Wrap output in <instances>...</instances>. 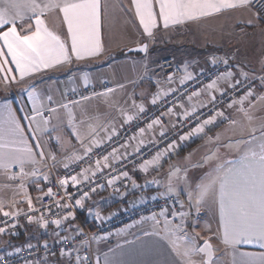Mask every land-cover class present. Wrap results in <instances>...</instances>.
<instances>
[{
  "label": "snow or ice",
  "instance_id": "1",
  "mask_svg": "<svg viewBox=\"0 0 264 264\" xmlns=\"http://www.w3.org/2000/svg\"><path fill=\"white\" fill-rule=\"evenodd\" d=\"M252 2L253 0H131V5L143 33L152 38L154 29L161 24L164 29H168L188 21L244 8ZM105 10L103 0H0V83L7 88L13 83H22L54 68L70 65L73 61L100 55L103 50L101 28ZM49 13H56L62 18L63 25L66 26L64 36L47 26L45 17ZM137 51L147 53L148 45H142ZM219 62L225 66L229 64L226 58L219 61L216 57L211 58L213 66ZM144 68L147 71L146 64ZM184 72L185 75L179 80L180 87H168L165 90L160 88L159 81L156 82L158 90L152 95L150 103L153 106L162 104L165 110L148 120L146 126H137L136 132L123 143L111 147L110 151L105 149V144L118 137L119 132L115 127L111 131L105 129L106 136L99 138L97 130L90 127L82 133L75 126L71 108L79 101L56 104L52 95L42 96L33 82L21 90L26 96L29 106L27 109L24 105L14 106L8 99L0 102V175L8 180L18 181L16 194L21 196V199H13L7 205L0 200V215L3 217L0 219V236L17 235L15 229L20 226L19 217L23 215L29 224L35 223L41 229L55 226L57 231L54 234L60 237V242L71 243L74 237H61L59 230L66 222L75 219L74 208H84L91 194L104 190L105 187L119 192L117 185L124 183L126 187L128 181H131L133 188L141 187L129 171L124 170L127 164L132 163L134 170L143 173H148L149 169L158 170L161 161L169 158L179 147L177 140L171 139L163 149L155 151L150 159H142L140 156L142 149H147L149 144L158 145L157 136L168 140L165 117L176 118V124L171 125L173 129L177 124L183 127L185 123L195 122L189 132L179 135V141H185L190 136L205 133V129L220 118L229 120L233 125L237 123L219 107L224 104L225 99L226 107L236 108L250 124L253 117L249 114V109L258 102L264 104V95L256 94L253 82L258 80L260 87L264 88V75L253 77V81H249L248 74L240 70L242 80L236 72L226 67L225 71L219 72L209 82L188 92L187 89L181 90L183 86L199 81L196 74L188 72L187 67ZM199 75H203V70ZM166 82L168 85L174 83L172 73L167 75ZM83 83L85 87L89 85L88 75L83 76ZM222 84L226 86L221 87ZM118 87L123 88L124 85ZM115 90L106 88L103 92L92 95L108 97ZM180 96H184L187 106ZM169 97H172L171 101ZM90 98L81 96L80 100ZM61 108L67 113V127L79 149L61 135H51L57 131V127L52 126V120L58 119L57 112ZM132 108L135 109L134 112L120 109L123 124L139 120L147 111L145 105L137 104L135 99L132 100ZM176 108L181 111L177 112ZM204 110L210 114H206ZM148 134L152 138L146 142L144 137ZM46 136L54 139L64 149L60 159H57L56 152L45 151L42 138ZM213 140L218 141L219 136L209 137L210 143ZM224 147L234 149L238 155L233 159H222L217 148L195 165L198 168L209 166L202 175L190 179L187 168L171 165L166 184L157 179L147 183L165 187L162 195L165 198L175 197V202L181 209L184 208V202L178 199L180 195L186 197L189 209L196 207L197 212L209 197L216 198L222 229L221 242L225 246L222 255L230 256V264H264V123L258 127L251 126L246 138L230 142ZM101 149H104L102 155L97 151ZM137 160H141L138 165ZM82 164L85 166L80 167ZM57 166L68 173L63 177H56L57 188L62 191V195L61 191L52 187H48L46 191L41 187V182H52L51 170ZM76 167H79V171L74 170ZM100 175L107 177L105 183L98 182ZM29 183L35 184L36 190L43 193L36 198L40 202L39 207L34 204L28 191ZM69 186L76 190L75 193L68 191ZM45 198L51 203L45 205ZM22 203L27 205L26 210L17 207ZM54 208L56 212L53 211ZM51 215H58V218L48 219ZM189 215L188 211H173L169 215L165 207L158 213L142 216L139 221L120 229L117 235L128 228H135L137 224L149 221L152 223L151 230H143L142 233L148 239H141L137 235L136 239L140 244L132 251L117 244L106 252L97 250L92 258L87 254L82 255L77 248H61L60 255L67 256L69 264H101V257L103 264H220V257L216 255L217 250L213 248L210 239L197 245L195 238L186 231ZM96 217L105 219L99 212H96ZM177 218L179 223H176ZM65 230L83 235L82 230L71 225ZM110 235L111 233L93 236L91 240L97 243L107 241ZM126 243L134 244L132 241ZM245 246L258 250H248ZM37 247L39 245L29 243L26 246H15L12 251H3L0 253V264H11L10 257L18 256L25 248L31 254ZM42 247L47 250L49 245L45 242ZM197 256L200 257L199 260L195 259ZM25 264L36 262L27 260Z\"/></svg>",
  "mask_w": 264,
  "mask_h": 264
},
{
  "label": "crops",
  "instance_id": "2",
  "mask_svg": "<svg viewBox=\"0 0 264 264\" xmlns=\"http://www.w3.org/2000/svg\"><path fill=\"white\" fill-rule=\"evenodd\" d=\"M106 7L102 16V42L103 50L100 55L85 59L83 61H73L70 65H64L54 68L43 74L27 79L22 83H13L7 88L0 83V102L4 99L11 101L14 106L22 105L27 107L26 96L21 91L29 83H36L37 90L42 96L52 95L56 104L68 102L65 98L67 91L74 88L84 86L83 76L90 77L89 84L100 85L107 81L111 84V88H115V92L108 97L90 95L88 100H77L79 103L72 105V112L75 117V126L82 133L86 132L90 127L97 130L99 138L106 136L105 129L111 131L113 127L117 130L123 124V117L120 109L126 112H134L132 108V100L135 99L137 104L143 103L145 106L150 103L152 95L158 90L156 82H160L161 89L175 87L180 77L174 76V83L168 85L167 75L169 72L162 66V61L166 57H172L176 64L184 70L187 67L188 72L198 74L206 69L211 58H226L234 65V72L243 70L248 74V79L264 75V16H261L253 2L244 8L226 11L211 17L202 18L197 21H188L184 24L170 26L164 29L162 24L154 29L152 38L143 33V29L139 25L138 19L135 17L131 0H103ZM45 21L50 30L64 36L66 34V26L63 25L62 18L56 13H49L45 17ZM252 23L249 24L248 22ZM190 32L193 37L203 35L207 39L206 46H197L194 44H181L183 33ZM147 42L148 51L143 52H127L129 47ZM194 46H197L194 48ZM212 51L214 53H212ZM147 65V71L144 65ZM237 66H239L237 68ZM118 85H124L123 88ZM255 91L257 95H264V88L260 87L259 81L255 80ZM226 85H221L225 87ZM100 91L98 93H101ZM206 99V97H202ZM186 106L187 102L184 100ZM247 107V102L245 104ZM177 112L181 109L176 108ZM226 116L231 120H235V125L229 120L220 118L215 124L209 125L205 129V133L190 136L185 141L177 140L179 147L169 158L161 161L158 170L149 169L148 173L134 170L133 165H129L127 171L141 187L133 188L131 181L127 182V186L122 187L119 192H112L111 188L105 187L91 194V198L84 204V208H80L82 218L97 224L104 219H97L96 212H99L105 219L122 213L132 205L153 197L156 194L164 193L165 187H157L155 184H149L147 181L157 179L164 184L167 182V173L171 165H177L181 168L188 169L189 178L202 175L207 169L195 167L202 162V158L212 151L219 148V156L222 159H233L238 153L234 149L224 147V145L235 140L246 138L251 126H259L264 123V104L257 103L255 107L249 109V114L253 117L251 124L249 121L236 110V108H225ZM20 115H23L21 113ZM58 119L52 120V126L57 127V131L51 135H61L64 140L71 141V144L79 149L75 138L70 135V129L67 127V113L64 109L57 112ZM165 125L168 133L174 129L171 125L176 124L175 117H165ZM177 127V126H176ZM158 131V129H157ZM219 136V140L209 142V137L215 138ZM151 134L144 137L148 142ZM157 141L160 140L157 136ZM42 143L45 145V151H53L60 159L64 154V149L57 145L54 139L43 137ZM131 151V149H129ZM50 163V161H49ZM64 169L57 166L51 170V178L55 174H59ZM18 181L8 180L4 175H0V200L6 205L13 199H21L16 194V185ZM8 185V187H5ZM43 188V182H41ZM73 188L69 186L68 190ZM28 191L33 198L34 204L38 205L37 197L43 193L36 190L35 184H28ZM45 191V190H44ZM184 202L182 211L190 212L187 217L186 231L195 238L197 245H201L205 239H210L213 248L216 249V255L220 257V264H230V256L222 255L225 252V246L221 242V225L219 205L214 197H209L206 202L199 207L189 209L188 201L184 195H180ZM21 209L27 208L26 204H18ZM0 215V219H2ZM176 223H179L177 218ZM78 220L74 219L66 222L59 230L60 236L73 237L74 232L66 231L71 225L78 228ZM152 223L144 222L137 224L135 228H128L120 235L108 236L107 241L99 243L90 241L81 243L75 248L79 249L83 254L86 249L92 256L100 252H106L109 248H115L117 244L123 245L125 249L132 251L139 247L140 241L136 236L143 237V230H151ZM57 231L55 226L50 225L46 230L41 229L37 224H29L27 220L21 221L20 231L17 235L0 236V253L3 251H12L15 246H25L29 243H40L43 240H49L56 243L60 237L54 233ZM155 239V237L153 238ZM132 241L134 244L129 245L126 242ZM248 250H258L251 246H245ZM195 259L199 260L197 256ZM74 260V257H73ZM39 264H69L67 256H50L46 257ZM103 264V257H101Z\"/></svg>",
  "mask_w": 264,
  "mask_h": 264
},
{
  "label": "built area",
  "instance_id": "3",
  "mask_svg": "<svg viewBox=\"0 0 264 264\" xmlns=\"http://www.w3.org/2000/svg\"><path fill=\"white\" fill-rule=\"evenodd\" d=\"M253 6L256 8V10L259 12L261 16H264V0H253ZM218 61L221 60L222 58H217ZM162 66L165 70H167L169 73H172L176 77H183L185 75L184 70L182 67H180L178 64L175 63L174 59L172 57H166L162 61ZM227 68H231L234 70V65L232 62L229 61V64L225 66L222 62L217 63V65L213 66L212 63L210 62L209 66L203 70V75H199L201 71L196 74L198 77L199 82H189V84L184 85L183 88L181 89H187L188 92L194 91L196 88H199L202 86V84L209 82L211 79L215 78V76L222 71H225ZM249 81H253V78H250ZM106 83H101L100 85H95V84H89L87 87L81 86L78 88H74L75 91L70 90L66 92L65 98L67 101L71 100H80L81 96H90L93 93H98L100 91H104L106 88H111V84L107 81H104ZM255 83V81H253ZM175 87H180L179 83ZM242 94V92H241ZM181 101H184V96L179 97ZM169 101H171L172 97L168 98ZM219 99V96H218ZM227 104V99H225L224 104L219 105V107L224 110ZM168 106H171L170 104ZM146 107V113L139 119V120H134L132 121L131 124H125L121 126L117 131L119 132L118 137H114L112 142L106 143L105 144V149L107 151L111 150V147L116 146V144L123 143L124 140H126L132 133L136 132L137 126L144 127L146 126V123L150 119H154L155 116L159 115L161 111L165 110V106L162 104H157L156 106H153L151 103L145 106ZM206 114L208 113L207 110H204ZM195 126V122L191 124L185 123L183 127H181L179 124H177V127L170 133H168V140L160 139L158 140V145L154 146L152 144H149V147L147 149H142L140 156L142 159H150L151 155L155 153V151L159 149H163L166 145L167 142H169L171 139L178 140L179 135H183L186 132H189L192 127ZM98 154H103L104 149L97 150ZM141 162V160H137L136 164L138 165ZM129 165H133L132 163H128L126 168L124 170H128ZM85 165H80V167H83ZM75 171H79V167L74 168ZM15 171V169H14ZM68 173L63 170L59 174H55L51 180L52 182L50 184H44L43 183V189L46 191L48 187H52L54 190L61 191L57 188V183H56V177H63ZM107 177L104 175L99 176V181L100 183H105ZM124 186V183H120L117 185V187L122 189ZM86 190V189H85ZM69 192L75 193V189L73 188L72 190H68ZM111 191L116 193L111 188ZM61 191V195H62ZM78 198V197H77ZM180 201H183L182 198L178 197ZM176 198L175 197H170V198H165L162 193L156 194L153 197L146 198L145 200L138 202L122 213H118L116 215L110 216L103 221L97 223V224H92L91 222H88L87 220L82 218V215L80 213V208H74L73 211L75 212V219L78 220V229L82 230L83 235H76L74 234V239L71 243H61L60 240L56 243H53L49 240H43L40 243H34L33 245H39V247L34 248L31 252L25 250L21 251V253L18 256H12L10 257V262L11 264H25V261L27 260H32L35 261L36 264L41 263L46 257L50 256H61L60 255V249L61 248H75L77 245L81 243H86L90 242L91 237L93 236H102L111 233L110 236L117 234V232L120 229H125L127 225L132 224L134 221H139L142 216H149L152 213H158L162 208L167 207L168 209V214L171 215L173 211L180 212L182 211L180 205L175 202ZM43 203L45 205L51 203L50 200L47 198L44 199ZM40 204V203H39ZM39 204L36 205L39 207ZM54 212L57 210L54 208ZM48 219H56L58 218V215H51L47 217ZM3 219V218H2ZM26 220L23 215L19 217V225L21 226V221ZM20 226L15 229L16 233L20 231ZM47 242L49 245V248L45 250L42 245ZM26 246V245H25ZM89 255L90 258L93 256L85 251L82 255Z\"/></svg>",
  "mask_w": 264,
  "mask_h": 264
},
{
  "label": "rangeland",
  "instance_id": "4",
  "mask_svg": "<svg viewBox=\"0 0 264 264\" xmlns=\"http://www.w3.org/2000/svg\"><path fill=\"white\" fill-rule=\"evenodd\" d=\"M183 34H184L183 38L180 42L181 44H194V45L202 46V47L206 46V44H207V39L203 35H198V36L196 35V37H193L189 31L186 33L184 32ZM194 45H193V47L194 48L196 47V49L199 50V48H197V46H194ZM212 53H214V52L212 51Z\"/></svg>",
  "mask_w": 264,
  "mask_h": 264
},
{
  "label": "water",
  "instance_id": "5",
  "mask_svg": "<svg viewBox=\"0 0 264 264\" xmlns=\"http://www.w3.org/2000/svg\"><path fill=\"white\" fill-rule=\"evenodd\" d=\"M144 44H147V42H143L142 44H139V45H135V46H132V47H129L127 49V52L130 53V52H141V51H137V49H139L142 45ZM144 53V52H143ZM203 244V243H202ZM201 244V245H202ZM212 244V243H211Z\"/></svg>",
  "mask_w": 264,
  "mask_h": 264
}]
</instances>
